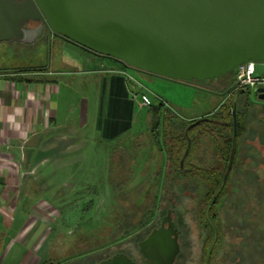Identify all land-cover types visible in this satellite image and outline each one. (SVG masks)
<instances>
[{
  "label": "rangeland",
  "instance_id": "1",
  "mask_svg": "<svg viewBox=\"0 0 264 264\" xmlns=\"http://www.w3.org/2000/svg\"><path fill=\"white\" fill-rule=\"evenodd\" d=\"M59 40L62 41L64 38L46 29L44 34L34 43L0 42V70H17L30 73L42 71L39 69L46 67L53 69L56 63L61 61V51L64 49L61 45L64 41ZM237 72L238 68H235L231 72L213 79L193 80L191 83L174 82V84L181 86L177 92L168 89L157 91L164 93L161 99L169 103V97H172L170 93L174 97L178 95L182 100L189 103V106L193 108L185 111V115L213 112L215 119L221 120L223 115L219 103L224 102L227 96L229 100H232L235 96L232 90L237 87ZM26 76L37 77L38 75L27 74ZM249 97L252 102L256 101L253 91L249 93ZM257 100L259 99L257 98ZM172 109L174 108L172 107ZM219 125L215 122H203L192 127V132L196 138H194V143L190 144L191 150L188 157L180 161L182 166H186L189 170L194 167L211 169L218 164L216 146L217 143L222 142L223 138L203 137L201 134L215 126H217L216 131L217 129L223 130ZM252 145L253 143L247 146ZM239 147L237 145V149ZM150 148L144 146L141 152L136 150L137 155L140 154V158L136 159L137 165L147 162L146 158L151 150ZM258 153L260 158L255 159L254 162L257 169L259 168L262 171L261 177L263 179L264 157L262 155H264V147H261V152L258 151ZM93 157L98 156L91 151L81 149L73 153L71 159L74 160V164L69 167L59 168L56 160L48 161L47 164L44 163L45 166H42L43 171H51L55 167V171L58 172V174L51 175L49 179L53 182L47 185L49 188L43 190L44 192L38 184L30 179V177L36 176L34 170L30 173H28L29 171L24 173L20 184L15 188L14 200H17V209L16 206L10 207L8 203L5 204L0 201V264H43L44 262L47 264H91L115 250H125L137 258L141 264L143 263L139 245L132 238L106 249V242H108L106 234L110 230L112 231V227L116 224L114 221L120 220L121 226L133 224L139 220L145 209L149 207L151 195L153 194L152 184L155 173L158 172V166L155 164L146 167V173L139 175H118L115 174L116 172L115 175L107 174L106 177L112 178L114 175L116 180L127 178L130 182L119 186L110 182L111 185H108L109 181L102 182L105 176L102 172V166L90 169V164L94 163ZM99 157L104 159L102 151ZM68 161H70L69 158ZM97 161L100 160L97 159ZM148 161L152 164V158ZM58 164L60 163L58 162ZM246 170L252 171L247 168ZM175 172V166L170 164L162 176L163 181L159 185L158 207L154 224L159 225L163 214L171 211V209L175 210L173 213L174 220L178 222L182 232L180 235L181 254L175 264H202L205 247L208 245L207 242H209L208 239L211 235L199 213L202 200L206 194V187L203 183L190 181L189 178L183 179L182 182L185 180L186 183L183 187H179L180 180L175 177ZM236 177L244 184V188L249 190L250 197H253V192L250 189L254 180H251L245 173L235 175ZM166 178H168L167 185H164L163 182ZM143 179L151 182V185L145 188L146 190L128 192L129 189H132L131 187H139L140 185L136 186V184ZM54 184H62V190L53 191ZM110 187L113 190L107 189ZM117 187L119 190H115ZM235 191L237 192V190ZM127 192L129 195L126 194ZM56 199L59 200V202L54 203L56 207L50 205ZM43 200L47 204L43 203L41 207L39 206L34 212H31V205L41 203ZM244 201L243 198L237 201L236 195L233 194L225 201L224 206L218 209L221 233L216 253L217 264H219L220 259L224 262L223 264H229L232 260L229 254L234 252L233 249L236 247L235 239L238 230H244V236L253 233V225L243 220L249 209H251ZM22 205L25 213L17 221L15 216ZM41 220H47L45 221L47 222L46 227H40ZM20 227L21 230H17ZM36 229L39 230L38 233L40 234L38 235H40V238L32 246L31 250L34 251L30 255H26V250L25 252L21 249L18 250L20 248L19 243L15 247L13 246L18 252L12 248L5 253V250L10 247V243L17 239L13 237L18 236V231L20 235L18 240L26 246L30 244L29 237L32 232L37 231ZM242 245L243 248L240 251L247 256L246 254L251 252L249 242L245 240ZM85 255L87 258L84 257ZM80 256L83 259H79Z\"/></svg>",
  "mask_w": 264,
  "mask_h": 264
},
{
  "label": "crops",
  "instance_id": "2",
  "mask_svg": "<svg viewBox=\"0 0 264 264\" xmlns=\"http://www.w3.org/2000/svg\"><path fill=\"white\" fill-rule=\"evenodd\" d=\"M62 41L65 51H61V61L53 69L46 67L30 73L0 70V201L10 207L16 206V209L15 188L24 173L34 170L36 176L30 179L42 191L46 190L53 182L49 178L58 172L55 167L43 171L42 166L56 160L59 168L69 167L74 164L73 153L81 149L98 156L93 157L90 169L102 166L105 175L102 182L109 181L108 185L114 182L106 177L107 174H145V168L155 164L157 173L164 175L171 164L165 138H182L191 121L213 113L185 115V111L193 108L189 103L171 93L170 103L163 102L161 96L164 93L157 91L177 92L181 86L174 82L178 81L137 71L66 39ZM27 74L38 76L28 77ZM144 94L154 100L151 105L143 103ZM255 99L252 121L244 135L246 145L253 143L246 147L253 154L264 147L261 142L264 138V101L257 100L256 95ZM154 120H157L155 125ZM144 146L151 147L147 162L137 165L140 154L137 155L136 150L141 152ZM101 151L104 159L99 157ZM150 158L152 164L148 161ZM253 171L261 173L259 168H253ZM129 183V179L122 181V185ZM59 184H54L53 191L62 190V184ZM107 189L113 190L112 187ZM56 202L59 200L50 205L56 207ZM43 203L47 204L43 200L31 205V212ZM22 208L23 205L17 215L15 212L17 221L25 213ZM45 221H40L41 228L47 226ZM38 229L32 232L30 244L26 246L18 240V231V236L13 237L17 239L10 243L5 253L19 243L18 250H26V255H30L34 251L32 246L40 238ZM236 241L237 244L241 242L239 230Z\"/></svg>",
  "mask_w": 264,
  "mask_h": 264
},
{
  "label": "water",
  "instance_id": "3",
  "mask_svg": "<svg viewBox=\"0 0 264 264\" xmlns=\"http://www.w3.org/2000/svg\"><path fill=\"white\" fill-rule=\"evenodd\" d=\"M45 29L180 82L220 77L251 60L264 70V0H0V42L34 43ZM252 91L264 101V86ZM179 234L168 212L140 242L144 257L150 264H173L181 251ZM96 264L138 263L116 253Z\"/></svg>",
  "mask_w": 264,
  "mask_h": 264
},
{
  "label": "trees",
  "instance_id": "4",
  "mask_svg": "<svg viewBox=\"0 0 264 264\" xmlns=\"http://www.w3.org/2000/svg\"><path fill=\"white\" fill-rule=\"evenodd\" d=\"M63 38L68 40L65 37ZM101 56L115 59L125 65L124 62L116 58L105 55ZM182 82L191 83L192 81ZM249 93L250 90H241L235 93V96H233L232 100H229V98L226 99L220 107L221 114L223 115V118L221 120L215 119V114L212 113L210 116L204 117L205 120L200 122H215L216 124L219 123V126H221L220 128L223 129H217L216 131L217 126H215L210 130L202 132L201 134L203 137L212 136V138H223L222 142L217 143L216 158L218 164L213 168L200 169L198 167H194L192 170H189L186 166H182L180 164V161L186 159L190 154V146L194 143V138H196V136H194L192 132L193 128H190L187 133L185 130L182 138H165V145L169 146V160L171 164L176 168L175 177L180 180L179 187L184 186V183H186V178H189L192 182L195 181L198 183H203L206 187V194L202 200L199 213L201 220L205 223L211 235L208 239L209 242H207L208 245H206L205 247L202 264H217L216 253L221 233L219 229L218 209L219 207L224 206L225 201H227L228 198H230L233 194L236 195L237 201L243 198L245 200L244 202H246V205L251 208L249 209V212L243 220L253 225V233L244 236V230L239 231L241 242L237 244V241L235 239L236 249L234 248V252H230L229 254L232 258L229 264H264V178L262 179L261 177V175L263 174L262 171L261 173L253 171V168L258 170L254 160L260 158V154L258 152L256 154H253L247 151L246 138H244V135L248 133V127L250 126V122L252 121L251 114L253 112L252 106L254 105V102L250 100ZM255 95L256 98H258L257 94ZM195 121L197 120L191 121L189 125ZM156 123L157 120H154L153 124L155 125ZM188 126L186 127V129L188 128ZM188 139L191 140V145H188ZM261 142L262 144H264V138H261ZM237 145L240 146L238 149ZM187 148H189V154L185 155V151ZM239 154L242 155L240 156ZM243 168L244 170H242ZM246 168L252 171L249 172L248 170H246ZM244 173L247 174V176L251 180H254L253 184L251 185L252 188L250 189L253 192V197H250L249 190L247 188H244V184L239 179L240 176L239 178H235V175H242ZM114 175L112 177V181L117 186L122 185V181L125 178L122 180H116ZM162 176L163 175L160 173H155L152 184L153 194L151 195L150 205L145 209L144 213L138 221L133 224L121 226V221L116 219L118 217L115 218V220H117L114 221L116 224L112 227V231L110 230V232L106 234L108 241L106 242V247L104 246L106 249H110L114 246V244L118 245V243L124 240H129L131 238L136 243L140 244V242L148 236L152 229L158 226L154 224V222L156 219V212L158 207L159 185L163 181ZM183 179H185L184 182H182ZM125 180H127V178ZM167 181L168 178L165 179L163 184L167 185ZM150 183L151 182H149L148 180L143 179L142 183L139 184V187L129 189L128 192L133 190H146L145 188L151 185ZM115 190H119L118 187ZM235 190H237V192ZM128 192L126 193L127 195H129ZM236 205L238 206V204ZM236 210L238 212V207ZM171 211L174 213L175 210L171 209ZM168 212L169 211H167L161 217L165 216ZM176 223L178 225V228L180 229L177 221ZM245 240L249 242V247L251 248V252H248V254H246L247 256H245L243 252L240 251L243 248L242 244ZM213 243L214 245L211 249L210 257H208L209 249ZM81 256L83 257V255ZM81 256L79 257V259L82 258ZM84 257H86V255ZM179 258L180 255L178 259ZM223 263L224 262H222V260L220 259L219 264ZM43 264L47 263L44 262Z\"/></svg>",
  "mask_w": 264,
  "mask_h": 264
},
{
  "label": "built area",
  "instance_id": "5",
  "mask_svg": "<svg viewBox=\"0 0 264 264\" xmlns=\"http://www.w3.org/2000/svg\"><path fill=\"white\" fill-rule=\"evenodd\" d=\"M260 63L256 61H249L243 63L238 67L237 72V87L232 90V93L239 92L241 90H253L255 87L264 86V70H258ZM165 102L163 99H161ZM142 101L146 105L152 104V99L148 95H142Z\"/></svg>",
  "mask_w": 264,
  "mask_h": 264
},
{
  "label": "flooded vegetation",
  "instance_id": "6",
  "mask_svg": "<svg viewBox=\"0 0 264 264\" xmlns=\"http://www.w3.org/2000/svg\"><path fill=\"white\" fill-rule=\"evenodd\" d=\"M39 24H40L39 22L30 21L28 25H29V26H32V27H35V26H38ZM45 31H46V29H45ZM169 212H170V215H171L172 219L174 220L173 212H172V211H169ZM167 215H168V213H167L165 216L161 217V221H160L159 225L156 226V227H160V225H161V223H162V220H163L164 217H166ZM174 221H175V220H174ZM175 222H176V221H175ZM166 227H168V223H166ZM179 230H180V229H179ZM148 235H149V234H148ZM180 235H181V232H180V234H179V241H180ZM145 239H146V238H145ZM138 245H139L140 255H142V256H141V257H142V260H143V263H142V264H150L149 260L146 259V258L144 257V254H143V252H142V248H141L140 244H138ZM116 253H125V254H127L130 258H132L134 261H136L138 264H141V263L138 261L137 258H135L131 253L126 252L125 250H115V251H113L112 253L106 255V257H102V258L98 259L97 261L92 262L91 264H96V263H98V262H101V261H103V260H106L107 258L113 256V255L116 254ZM180 253H181V251H180ZM180 253L178 254V256H177V258H176V260L174 261L173 264H175V262L177 261V259H178L179 255H180Z\"/></svg>",
  "mask_w": 264,
  "mask_h": 264
}]
</instances>
